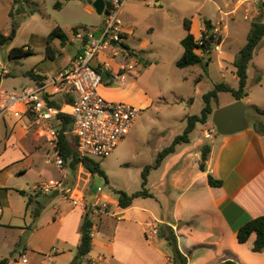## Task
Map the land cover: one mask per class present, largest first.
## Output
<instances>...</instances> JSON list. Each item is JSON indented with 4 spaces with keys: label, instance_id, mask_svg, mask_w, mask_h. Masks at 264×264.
<instances>
[{
    "label": "rangeland",
    "instance_id": "374dc122",
    "mask_svg": "<svg viewBox=\"0 0 264 264\" xmlns=\"http://www.w3.org/2000/svg\"><path fill=\"white\" fill-rule=\"evenodd\" d=\"M18 1L19 10L13 8L12 0H0V33L7 32L11 37L8 44L0 47V63L9 70L10 74L7 76L3 72L0 73L2 76L0 87L6 90L21 89L25 84L32 86L34 84L32 78L25 76L29 71L35 70L37 73L46 71L52 77L60 69V66L70 65L80 46L72 29L74 27L91 28L100 19V15L95 10L88 11L89 4L84 3L83 0ZM58 1L63 4L59 10L54 8V4ZM228 1H233L229 8L225 7L223 0L125 1L119 19L122 27L133 30V34L130 36L133 40L131 45L140 48L143 59L132 58L129 55L132 59L128 61L139 63L136 67L138 68L137 74L123 73L119 82L114 81L109 87L115 94L127 93L132 100L125 99L119 102L137 107L142 112L130 134L122 141L123 143L121 142L122 144L120 143L121 145L119 144L109 157L97 159L106 172L108 183L105 178L94 175L89 185L91 196L97 198L111 196L117 202L118 195L114 190H121L129 195L142 191L143 169L147 165L153 164L158 153L171 145L173 140L184 132L187 117L201 114L205 106L203 95L211 91L218 83L234 85L231 74H228L225 81L222 79L224 69L220 66V62L225 66L227 63L221 60L217 53L210 59V66L206 67L207 71L200 65L184 69L176 66V62L184 53L181 41L187 35L184 28L186 18L191 19L194 24L197 22L202 26L205 20L222 24V27L226 28L225 33L222 28L216 32L222 41L224 40V50L233 51H238L245 46L253 21L260 19L264 22V0H255L256 4H253L251 10L248 5L253 1ZM228 11H231V15L225 16L224 13ZM33 13L35 14L32 17ZM246 15L249 16L248 20H244ZM56 26H61L66 33L71 35V46L68 45L64 48L63 55L52 61L46 59V37ZM55 46L56 50H61L59 42H56ZM21 47H30L35 54L10 61L11 50ZM106 53L110 54V58L116 63H126L123 56ZM10 63H12V67L8 66ZM111 70H114V67H111ZM248 75L249 98L258 105L259 109H264V42L260 44L254 55ZM259 78H261L260 82H258ZM133 81H137L136 87L126 85ZM235 101L231 93L223 92L219 94V102H213L212 106L215 111ZM212 117L209 125L199 124L197 126L191 136L193 146L203 148L219 137L212 123ZM247 117L248 121L257 118L252 111L247 112ZM262 120L264 121V117ZM34 154L36 156L31 159L15 163L7 169L8 176L12 175L8 179V187L17 189L24 187L23 189L26 191H33L34 180L38 177L41 169L49 170L55 179L60 177L54 169L45 164L47 154L45 150L36 151ZM22 169L29 170L28 175L18 176ZM163 171L164 168L157 172L153 171L146 187L159 200L165 190L161 185ZM1 190L3 189L0 188ZM10 190L7 188L3 192L4 194L10 192L9 198L13 202V210L21 207V212L11 220L10 217L14 216L12 215L14 211L5 209L7 218L0 222V260L9 258L12 263H15L19 261L14 258L18 252L23 255L22 260L26 259L28 264H32L31 258L34 253L31 247L40 234L38 233L34 237H30V235L38 224L34 223L29 213L26 215L24 196ZM94 200V198L89 199L86 196L84 202L88 206L93 205ZM43 201L46 202V208L38 220L39 226L44 228L48 226L49 222L59 220L62 216L67 217L66 220H74L76 212L83 208V205L74 206L73 202L63 195L49 200L43 198ZM103 201L99 205L91 207V215L93 214V216L90 215L91 219L101 220L103 217V220H112L110 216L105 215L109 211L116 210V206L107 204L105 207ZM148 202L156 207L155 201ZM96 223L98 222L96 221ZM26 247L28 250H25ZM53 249H57V246L49 247L43 252V255H51Z\"/></svg>",
    "mask_w": 264,
    "mask_h": 264
},
{
    "label": "crops",
    "instance_id": "0c3cea01",
    "mask_svg": "<svg viewBox=\"0 0 264 264\" xmlns=\"http://www.w3.org/2000/svg\"><path fill=\"white\" fill-rule=\"evenodd\" d=\"M39 1L34 0V2ZM105 1L110 3L112 0ZM223 1L226 8L233 4V1ZM248 1H253L248 5L250 7L249 10H251L256 2L255 0ZM12 2L13 8L19 10V1L12 0ZM87 7L90 12L95 10L90 4ZM34 14H32V17ZM224 15L230 16L231 11L225 12ZM103 24L104 15L100 16V19L91 28L76 27L78 28V34L75 36L80 46L74 54L71 63L82 49V43L78 35L81 32L97 33L102 29ZM213 24L216 27L215 31H219L222 28L225 33L226 28L222 27V24L214 22ZM203 30L204 25L192 22V33L197 40L200 39ZM66 34L70 39L69 46H71V35ZM123 34L125 36L124 43L130 47L131 52L139 56L137 58L142 60L143 55L140 48L136 45H131L133 40H131L130 36L133 34V30L123 27ZM5 35L9 36L7 32H5ZM56 42L59 41H55L52 44L53 47H56ZM262 42H264V39ZM224 46L223 40L221 44L214 47L210 58L212 59L217 53L218 57L227 63L228 66H225L221 65L220 62V66L224 69L222 79L225 81L228 74H231L234 85H228L232 88H238L239 79L236 75L234 62L240 50H224ZM124 49L120 51L118 56L121 55L125 58ZM63 51L64 48H61V56L64 53ZM197 52L199 55H203L202 51L198 50ZM131 57L135 58L134 56ZM131 57H128V60H131ZM0 65L3 64L0 63ZM94 65L104 72V69L111 70V67H114V70L111 71H116L122 64L116 63L110 58V54L102 52ZM108 65H110V68ZM8 66L12 67V63L8 64ZM68 66H60V69L52 77L46 71L37 73L34 70V72L46 77L45 84H50L51 80ZM133 72L134 75L137 74L136 70ZM4 73L6 75L9 74V70L4 69ZM33 82L32 86L25 84L24 87H34L39 84L35 80ZM112 83L110 81V83L101 88V93L104 97L116 101L132 100L127 93H113V89L109 87ZM126 85L136 87L137 81ZM249 96L250 93L243 101L258 108V105L254 104ZM57 97L60 98L58 99ZM54 101L64 109L69 106L70 103L68 102H72L71 98L65 94L55 95ZM254 114L258 119H263V116L258 115L256 111ZM207 125L209 123L203 126ZM41 133L35 124L32 112L28 111L25 105H18L5 118L0 119V188L3 190L10 188L19 194V191H26L23 189L24 187L17 189L16 187L7 186L8 179L12 176H8L7 169L15 163H22L36 156L34 154L36 151L45 150L48 153L50 145L47 139L40 135ZM210 145L211 154L206 163V171L201 169L202 147L193 146L192 138L189 143L179 145L176 151L169 155L158 169L153 170L157 172L164 168L162 182H160L165 190L161 200L150 191L154 196L153 198H137L128 209H121L118 206L119 201L115 202L111 196H103L104 199L91 196L89 185L94 175L89 173L83 166H79L74 174L67 168L61 172L47 164L46 154L45 164L58 173L60 177L57 179H61L66 175L69 183L78 188L76 190V198H83V203L74 206L83 205V208L76 212L74 220H66L65 218L67 217L62 216L59 220L49 222L46 228L39 226V220L36 221L38 226L30 237H34L38 233L40 236L35 239L31 247L34 253L31 263L72 264L77 255L84 216L87 211L91 210V207L96 206L97 201L104 200V203L114 204L116 210L113 212L109 211L105 215L110 216L112 220H103V217L101 220L92 218L94 222L92 251L81 260V264H173L172 249L168 241L160 235V232L167 227H171L176 234L181 252L188 257V264H219L227 260H233L240 264H264V251L261 253L252 251L256 239L255 234L243 244L239 243L237 238L238 231L244 224L264 215V136L259 134L254 129L252 121H249V126L246 130L227 136L219 135ZM28 173L29 170L22 169L19 171L18 176H26ZM209 175L215 179L222 180V187L210 186ZM51 179L55 178L52 177L50 171L41 169L38 177L34 180V189L38 184ZM34 189L26 192L35 194ZM3 190L0 191V222L7 218L5 209L14 211L12 214L14 216L10 217L11 220L21 212V207L13 210V202L9 198L10 192L4 194ZM43 196L47 195H41L39 199L42 202H44L43 198H46ZM57 196H60V194ZM57 196L52 195V198ZM86 196L89 199H95L93 205L87 206L85 204ZM24 198L26 215L29 213L32 217V208L27 209V197L24 196ZM150 200L155 201L156 207L151 202H148ZM9 227L11 228V226ZM154 228H157V234H151ZM52 246H57V249H53L54 251L49 256L43 255V252ZM25 250H28L27 247ZM22 256L21 253L16 252L14 258L19 261L15 263L10 261V264H28L27 261L24 262L26 259L22 260Z\"/></svg>",
    "mask_w": 264,
    "mask_h": 264
},
{
    "label": "built area",
    "instance_id": "2783aa9c",
    "mask_svg": "<svg viewBox=\"0 0 264 264\" xmlns=\"http://www.w3.org/2000/svg\"><path fill=\"white\" fill-rule=\"evenodd\" d=\"M125 1L127 0H112L108 6L106 5L102 33L98 39L95 38L96 32H81L78 35L83 53L80 51L74 61L61 70L50 84H37L34 87L15 90L0 87V119L5 118L18 105L27 106L28 111L34 116L35 124L42 132L40 135L46 138L50 145L47 164L61 172L66 166L58 143L59 114L69 115L73 119L71 137L76 151L82 157L94 160L109 157L130 134L141 115L142 110L139 108L109 100L101 93V88L110 81H119L123 73L137 70L138 62H128L129 51L123 50L126 63L118 70L104 69V72L109 74L108 80L103 78V70L94 65L102 52L118 56L123 49L121 45L124 42L123 27L119 15ZM248 19L249 16L246 15L245 20ZM199 50L202 51L201 48ZM0 66L4 68L3 65ZM108 67L110 68V65ZM57 94H65L71 98L72 102H68L70 104L66 109L50 104ZM77 189L69 183L65 175L61 179L43 182L34 190L41 195H53L54 192H58L74 205H78L83 203V198H76ZM100 203L101 201H97L96 205ZM103 205L106 207L107 203ZM157 233V228H154L151 234Z\"/></svg>",
    "mask_w": 264,
    "mask_h": 264
},
{
    "label": "trees",
    "instance_id": "16d2710c",
    "mask_svg": "<svg viewBox=\"0 0 264 264\" xmlns=\"http://www.w3.org/2000/svg\"><path fill=\"white\" fill-rule=\"evenodd\" d=\"M107 6L110 4L109 1H106ZM63 4L61 2H56L54 4L55 9H61ZM184 28L187 32L186 37L181 41V44L184 48V53L182 57L176 62L178 68L184 69L188 67L200 65L205 71L206 67L209 65L210 54L213 52L214 46H217L222 43V38L218 36L215 31V25L211 20L204 21V30L202 31L201 37L199 40L196 39L195 35L192 33V20L186 18L184 20ZM73 33L78 34V28H73ZM123 37L124 34H123ZM264 39V22L260 19H256L252 22V27L248 35L247 43L243 46L237 56V59L234 62L236 68V75L239 79L238 88H232L226 83H218L214 88L203 95L205 106L202 109L200 115H192L187 117V125L184 132L181 135H178L171 145L164 148L157 155L156 161L153 164L147 165L142 171V186L143 190L132 195L121 191L114 190L116 195H118V206L121 209H128L133 205V202L137 198H153V194L146 188L149 183V176L153 170L158 169L163 161L171 154L176 151V148L179 145L187 144L190 142L191 134L196 130L197 125H206L209 123L211 116L214 113L212 106L213 102H219V94L223 92L231 93L236 101L244 100L248 97L249 93L247 90L248 87V70L257 47L260 45ZM11 40L10 36L5 34H0V47H4ZM69 37L61 26H56L46 38V59L56 60L58 56L61 55V50H56L52 44L55 41H59L61 48H65L69 45ZM202 42L200 45L199 42ZM123 48L129 51L130 56L137 57L134 52H131L129 46L124 42L121 44ZM202 49L203 55L198 54V50ZM34 51L30 47H21L14 48L9 54L10 61L22 59L34 55ZM139 57V56H138ZM208 58V59H207ZM207 60V61H206ZM4 75H6L3 72ZM9 74H7L8 76ZM25 76L32 78L33 80L39 82L40 85L45 84L47 80L46 77L41 76L34 72V70L29 71ZM0 76V81H1ZM259 78L258 82H260ZM200 81L199 79L197 80ZM52 106L61 108L56 101H50ZM258 115L264 117V110H261L257 107H254ZM59 150L60 154L64 158L65 166L75 173L79 166H83L89 173L92 175H99L105 178L108 183V178L105 170L102 168V165L99 161L82 157L75 149L71 132L73 127V119L71 116L66 114H59ZM252 124L254 129L261 135L264 136V121L258 118L252 119ZM211 154V145H205L202 148V163L201 169L206 171V163ZM208 181L212 187H222L223 181L215 179L213 176L209 175ZM21 195L27 197V209L32 208V218L34 223L39 219L44 209L46 208V203L42 202L39 198L41 197L40 193L28 194L26 191H19ZM46 198H52V195L43 196ZM92 209L87 211L84 216V221L81 227V239L77 247V255L72 264H81V260L90 254L92 251V229L94 222L92 221L91 215ZM255 234L256 239L252 248V251L255 253H261L264 251V215L250 220L244 224L238 231L237 238L239 243H246L249 238ZM161 237L165 238L168 241L169 246L172 249V261L173 264H188V257L184 255L178 245V239L171 227H167L165 230L160 232ZM10 259L5 258L0 261V264H10ZM219 264H240L233 260H227L220 262Z\"/></svg>",
    "mask_w": 264,
    "mask_h": 264
},
{
    "label": "water",
    "instance_id": "95a60500",
    "mask_svg": "<svg viewBox=\"0 0 264 264\" xmlns=\"http://www.w3.org/2000/svg\"><path fill=\"white\" fill-rule=\"evenodd\" d=\"M93 6L98 15H104L106 8L105 0H84ZM102 31H98L95 38L98 39ZM113 44H115L113 42ZM84 50H81L83 53ZM4 72V68L0 66V73ZM107 72H102V76L105 80L109 79ZM255 112V108L246 104L243 100L235 101L224 107L216 109L213 113L212 123L216 128V131L221 136H227L236 134L246 130L249 126L247 112ZM58 192H54L53 196H57Z\"/></svg>",
    "mask_w": 264,
    "mask_h": 264
}]
</instances>
